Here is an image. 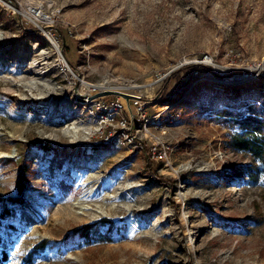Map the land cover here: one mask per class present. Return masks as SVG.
Here are the masks:
<instances>
[{"label":"rangeland","instance_id":"rangeland-1","mask_svg":"<svg viewBox=\"0 0 264 264\" xmlns=\"http://www.w3.org/2000/svg\"><path fill=\"white\" fill-rule=\"evenodd\" d=\"M263 67L264 0H0V195L21 179L32 218L0 204L4 264H264V172L230 122L264 119ZM112 81L148 102L137 147L91 145L95 104L118 95L90 84Z\"/></svg>","mask_w":264,"mask_h":264},{"label":"trees","instance_id":"trees-1","mask_svg":"<svg viewBox=\"0 0 264 264\" xmlns=\"http://www.w3.org/2000/svg\"><path fill=\"white\" fill-rule=\"evenodd\" d=\"M65 55H67L64 52ZM201 65H188L183 70L191 71L192 69L199 68ZM211 72L215 76H221L218 72L211 70ZM241 72H235L231 75L240 74ZM171 94V91L167 88L163 91V93L159 96L158 100H164ZM217 114L219 115H225V116H232L231 111H229L228 107L224 108L223 110H217ZM229 122V120H228ZM232 125H237L239 127L240 132L236 133L231 137L232 139V145L238 147V145H241L242 143L246 148H248L252 155L256 158V160L259 162V164L263 168L264 172V119L263 115H259L255 110L247 112V114L239 113L236 118L233 119V121H230ZM256 134L259 136L256 137ZM98 141L102 145H107L108 143L105 142L102 139L99 140H92L91 145H93V142ZM41 148L45 151L48 150L49 146L45 144H40ZM242 146V147H244ZM148 152V151H147ZM149 153V152H148ZM65 156L63 149H56L52 148V158L50 159V168L53 169L54 166H60L61 162L63 160V157ZM147 165L148 167L151 166V162L149 159V156H147ZM27 170V169H26ZM0 204L3 206L4 211H8L9 205L17 206L20 209V217L24 219V222H32V218L27 213V209L30 208V202L28 198L24 194V185L23 181L20 179L17 182V194L15 196H1L0 195ZM12 214H15L13 210H11ZM83 228H92L91 225H85ZM83 235H86V233L83 231ZM48 239L42 240L39 244L35 246V248L32 250V252H36L38 249L44 248L47 243ZM8 259V254L6 252L5 247L1 244L0 241V264H4Z\"/></svg>","mask_w":264,"mask_h":264},{"label":"built area","instance_id":"built-area-1","mask_svg":"<svg viewBox=\"0 0 264 264\" xmlns=\"http://www.w3.org/2000/svg\"><path fill=\"white\" fill-rule=\"evenodd\" d=\"M204 59H208V61L210 60L207 55H204L201 61L204 62ZM262 69H264V67ZM104 86L107 85L104 84ZM91 88L98 89L93 86ZM94 90L84 93V102H87V97ZM98 90L102 91L103 89ZM121 91L129 93V90ZM130 94H132V97L129 99L131 100V103L126 102L122 97L116 96L108 100H99L95 104V110L97 113V130L94 131V134L97 138L102 139L107 143L137 147V144L139 143L137 138L138 133L142 132L144 129L146 130L147 123L149 122V119L145 117L143 112V109L148 102L142 99L138 94H133L131 92ZM134 121H137V124H139V122H144V127L142 128L135 125ZM159 143L161 144L159 145L161 147L158 148L157 146H153L149 148V151L153 158L155 157L157 159H163L166 157V148L163 145V142H157V144Z\"/></svg>","mask_w":264,"mask_h":264},{"label":"bare ground","instance_id":"bare-ground-1","mask_svg":"<svg viewBox=\"0 0 264 264\" xmlns=\"http://www.w3.org/2000/svg\"><path fill=\"white\" fill-rule=\"evenodd\" d=\"M36 12V11H35ZM36 16L38 18H43L42 14L40 12H38L36 14ZM50 46H53L54 48H57L55 42L53 40H48ZM56 50V49H55ZM61 57V56H60ZM107 83V82H106ZM113 85H110V86H104L103 84H98L96 86V88L98 89H108V88H123L124 89V86L123 87H120L116 81H112ZM95 87L94 85H91L90 84V87ZM134 87H137V86H128V87H125L126 89H132ZM89 90V88L87 89ZM100 91V90H99ZM82 98V97H81ZM84 98V97H83ZM83 98L81 100H83ZM95 129L93 128H87V129H81V130H78L76 128H71V129H67V130H64L63 131V134L66 136V137H69L71 140H76V139H82V140H85L87 139L94 131ZM79 205H80V208H79V211H81V213L84 214V216L88 219H93V218H96L98 217L99 215H102L104 213L103 210H99V211H94V210H91V209H88L87 208V205H85L84 203L82 204L81 202H77Z\"/></svg>","mask_w":264,"mask_h":264},{"label":"water","instance_id":"water-1","mask_svg":"<svg viewBox=\"0 0 264 264\" xmlns=\"http://www.w3.org/2000/svg\"><path fill=\"white\" fill-rule=\"evenodd\" d=\"M104 95H118V96L125 98L126 100H128L129 98L132 97V95H130V94H126V93H123V92H120L117 90H105V91H99V92H96V93L90 95L88 97V99L92 100V99H95V98H98V97L104 96ZM81 97L82 96L80 95V98Z\"/></svg>","mask_w":264,"mask_h":264}]
</instances>
